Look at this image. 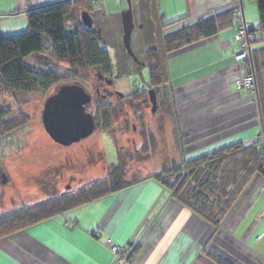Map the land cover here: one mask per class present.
I'll use <instances>...</instances> for the list:
<instances>
[{"label": "crops", "instance_id": "obj_1", "mask_svg": "<svg viewBox=\"0 0 264 264\" xmlns=\"http://www.w3.org/2000/svg\"><path fill=\"white\" fill-rule=\"evenodd\" d=\"M66 1L73 0H0V31L8 37L22 34L28 28V12ZM111 1L94 2V16L100 21L116 18L122 33L121 15L110 8ZM131 4L135 23L151 27L157 40L239 10L251 28L259 27L253 0H131ZM237 33L233 19L216 35L165 54L170 104L162 132H155L173 147L167 153L173 166L181 162V148L189 157L237 142L264 146L257 96L236 84ZM250 39L251 50L264 47L259 32L251 30ZM262 182L256 175L215 229L161 184L145 178L1 239L0 264H113L108 239L134 248L126 264H220L216 259L225 264H264Z\"/></svg>", "mask_w": 264, "mask_h": 264}, {"label": "trees", "instance_id": "obj_2", "mask_svg": "<svg viewBox=\"0 0 264 264\" xmlns=\"http://www.w3.org/2000/svg\"><path fill=\"white\" fill-rule=\"evenodd\" d=\"M253 1L259 13V27L251 29L259 32L263 38L264 0ZM93 4L94 0H73L36 8L27 13L28 28L24 33L8 37L0 31V91L40 92L58 82L53 70L43 72L28 66L29 58L43 54L47 48L46 42L50 43L49 49L52 51L53 59L59 64L66 65L74 75L92 72L110 76L113 64L109 51L101 46L103 39L94 28L85 27L81 19L83 12L94 17ZM234 16L233 13H228L158 39L157 48L147 54V59L151 60L148 63L151 86L159 88L166 85V52L184 48L216 35L233 22ZM68 24H72V27L68 28ZM250 42L252 43L251 39ZM251 60L256 78V92H252L258 99L264 129V47L251 50ZM94 118L95 132L97 129L110 128L112 125L113 117L108 106H102L98 117ZM140 133L146 144L142 155H152L148 143L153 144L155 148L157 139L155 134L146 129ZM181 153L180 163L149 178L161 184L177 201L215 229L220 227L249 182L256 175L264 180L263 145L237 142L191 160L187 158L183 148ZM118 154L117 168L111 167L105 179L91 183L79 191L52 197L34 207H23L0 218V240L77 207L101 200L131 186L134 182L143 181L145 178L127 181L125 177L127 163L140 160L136 154L125 159L121 158L119 151ZM124 249L127 263L135 250L131 246ZM216 260L220 264H225L220 259Z\"/></svg>", "mask_w": 264, "mask_h": 264}, {"label": "rangeland", "instance_id": "obj_3", "mask_svg": "<svg viewBox=\"0 0 264 264\" xmlns=\"http://www.w3.org/2000/svg\"><path fill=\"white\" fill-rule=\"evenodd\" d=\"M109 6L115 14L121 15L128 9L129 3L122 0L119 5L117 0H112ZM119 26V20L112 17L101 23V46L111 56L115 75L114 88L124 93L144 90L150 81L149 68H139L125 53L123 32L121 33ZM70 27L72 24H68V28ZM156 40L150 27H135L132 50L138 59L145 61L149 47L155 45ZM46 47L43 54L28 59V66L43 72L53 70L58 77L55 85L45 91L31 93L0 91V218L23 207H34L52 197L79 191L91 183L105 179L111 167L117 168L119 164L118 151L122 159L128 158V155L130 158L132 154L140 159L127 163V181L149 178L173 167L172 156H167V153L173 151V147H169L168 142L161 138L155 140V148L148 143L152 155H142L146 144L140 131H154L155 137H158L155 131H159L158 134L162 132V128L157 126L161 124L158 123L157 116H152L150 107L146 105L143 107V122L137 121L133 116L134 108H128L130 115L126 112L122 116L118 112L121 107L115 106L111 110L113 121L110 128L97 129L91 137L70 147L56 144L46 133L42 122L44 105L49 97L64 85H81L92 96L87 112L94 117H98L104 102L96 93L101 83L95 73L74 75L66 65L53 59L50 43L46 42ZM150 61L146 59L147 63ZM119 63H125L121 71ZM125 117L130 123H135L137 132L131 126L125 129ZM131 140L136 144H132ZM203 152L187 158L191 160L209 153L207 150ZM169 163L170 166L166 167L165 164Z\"/></svg>", "mask_w": 264, "mask_h": 264}, {"label": "water", "instance_id": "obj_4", "mask_svg": "<svg viewBox=\"0 0 264 264\" xmlns=\"http://www.w3.org/2000/svg\"><path fill=\"white\" fill-rule=\"evenodd\" d=\"M129 7L121 14L123 27V45L127 52L132 51V35L135 29L134 12L131 0ZM82 23L88 29L94 27L93 17L83 12ZM151 94H155L152 90ZM155 101V100H153ZM92 102V96L78 84L62 86L59 91L49 97L44 105L42 122L46 133L58 145L70 147L95 133L94 116L87 112V106Z\"/></svg>", "mask_w": 264, "mask_h": 264}, {"label": "flooded vegetation", "instance_id": "obj_5", "mask_svg": "<svg viewBox=\"0 0 264 264\" xmlns=\"http://www.w3.org/2000/svg\"><path fill=\"white\" fill-rule=\"evenodd\" d=\"M94 19V29L100 35L102 39V27L101 23L102 21L98 20L95 16L93 17ZM143 29V25H139L135 23V27H139ZM150 30L153 32V29L150 27ZM125 48V47H124ZM157 48V45H152L149 47L146 55H145V61L138 59L136 54L131 55L127 52L125 49V53L131 57L135 61V64L139 67H148V63L146 62L147 59V54L152 51V49ZM126 63V62H125ZM119 63V70L121 71L122 67L124 64ZM97 80L99 83H101V87H98L96 89V93L102 98V101L104 102L102 106H108L112 111L115 106H120L121 108L118 110V112L122 115L125 116V113L127 112L128 115H130V112L128 111V108L132 109L134 108V117L137 118V121L143 122L144 119V109L143 107L149 106L150 107V113L152 116H157L158 118V123H161L160 126L159 124L157 125L158 128H162V122L166 117V113L169 109V96L167 94L166 90V85H162L159 88H153L151 86V83L149 82L146 84L144 90H139V91H133V92H128L124 93L122 91H119L114 88V81H115V75L112 72L110 76H103L101 74H96ZM103 86V87H102ZM152 90H154L155 94H151ZM155 100V101H153ZM135 108L137 110H135ZM113 115V113H112ZM124 124H125V129L128 128L129 126L132 127L134 132H137V127L135 123H130L125 117L124 119ZM123 125V124H122ZM149 128V127H148ZM143 138V136H142ZM144 139V138H143ZM132 144H136L135 141H130ZM137 151V150H136ZM137 153V152H135ZM133 155V154H132ZM130 155V156H132ZM129 156V155H128Z\"/></svg>", "mask_w": 264, "mask_h": 264}, {"label": "built area", "instance_id": "obj_6", "mask_svg": "<svg viewBox=\"0 0 264 264\" xmlns=\"http://www.w3.org/2000/svg\"><path fill=\"white\" fill-rule=\"evenodd\" d=\"M120 0H117L119 2ZM98 3V0H94ZM234 21L238 26V33L236 40L239 43L240 50L235 54V60L239 65L240 74L236 79V84L239 88H246L256 92V78L254 68L251 60V26L248 24L244 12L239 10L235 16ZM262 191L264 192V180L262 182ZM106 245L109 247L113 255V264H125L126 253L122 246L114 244L110 239L107 240Z\"/></svg>", "mask_w": 264, "mask_h": 264}]
</instances>
